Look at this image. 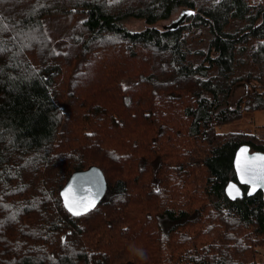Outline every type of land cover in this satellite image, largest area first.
<instances>
[{
    "label": "trees",
    "instance_id": "obj_1",
    "mask_svg": "<svg viewBox=\"0 0 264 264\" xmlns=\"http://www.w3.org/2000/svg\"><path fill=\"white\" fill-rule=\"evenodd\" d=\"M257 110L264 0H0V264H264L262 190L225 193L264 134L221 130ZM92 164L108 191L74 216Z\"/></svg>",
    "mask_w": 264,
    "mask_h": 264
},
{
    "label": "water",
    "instance_id": "obj_2",
    "mask_svg": "<svg viewBox=\"0 0 264 264\" xmlns=\"http://www.w3.org/2000/svg\"><path fill=\"white\" fill-rule=\"evenodd\" d=\"M193 10L181 8L170 18L158 21L155 26L162 30L176 29L186 22L187 17ZM264 157V151L252 150L248 143L241 144L234 157V167L236 180H230L225 186L226 195L232 199L244 196H252L262 190L264 196V160L254 159ZM243 185L247 186L245 191ZM108 179L104 170L97 164H92L87 168L75 170L60 189V199L67 211L74 216H82L95 208L103 201L108 191ZM66 198L68 204H66ZM94 202V206L92 205ZM69 205L80 211V215H75L69 210ZM83 207H88V211H83Z\"/></svg>",
    "mask_w": 264,
    "mask_h": 264
},
{
    "label": "rangeland",
    "instance_id": "obj_3",
    "mask_svg": "<svg viewBox=\"0 0 264 264\" xmlns=\"http://www.w3.org/2000/svg\"><path fill=\"white\" fill-rule=\"evenodd\" d=\"M180 10V9H179ZM178 11V10H177ZM176 11V12H177ZM174 12V13H176ZM173 15V14H172ZM124 24L131 30H136L141 28L144 25V20L141 18H135V17H128L124 20ZM126 81H130L126 80ZM248 85L245 83H239L238 85L235 86L234 91L232 93V96L230 98V104L232 107L235 106L237 103L238 99L243 96L247 90H248ZM249 130L253 132H257L260 134H264V110H257L253 112H246L245 116L234 123L227 124L221 128L222 131H234V130ZM108 218H111V216H116L119 218V221L122 220L120 216V212H107ZM117 222V221H116ZM120 224V223H119ZM117 224V225H119ZM125 223H122V225ZM121 225V226H122ZM117 240L115 236H113L111 239ZM123 241V240H122ZM257 252L258 255L257 257L259 258L258 260L261 262H264V247H257Z\"/></svg>",
    "mask_w": 264,
    "mask_h": 264
},
{
    "label": "snow or ice",
    "instance_id": "obj_4",
    "mask_svg": "<svg viewBox=\"0 0 264 264\" xmlns=\"http://www.w3.org/2000/svg\"><path fill=\"white\" fill-rule=\"evenodd\" d=\"M254 159H260V160H264V157H258V158H254ZM66 204H68V201H67V198H66ZM91 206H94V202H92V205ZM69 210L70 211H74V214L75 215H80L81 212L80 211H75L70 205H69ZM83 211H88V207H83Z\"/></svg>",
    "mask_w": 264,
    "mask_h": 264
}]
</instances>
